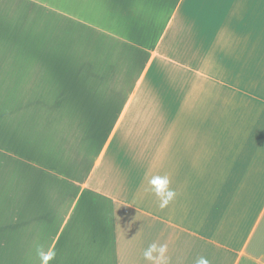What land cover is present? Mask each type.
<instances>
[{
    "label": "crops",
    "instance_id": "crops-1",
    "mask_svg": "<svg viewBox=\"0 0 264 264\" xmlns=\"http://www.w3.org/2000/svg\"><path fill=\"white\" fill-rule=\"evenodd\" d=\"M2 157L0 264H264V0H0Z\"/></svg>",
    "mask_w": 264,
    "mask_h": 264
},
{
    "label": "clouds",
    "instance_id": "clouds-1",
    "mask_svg": "<svg viewBox=\"0 0 264 264\" xmlns=\"http://www.w3.org/2000/svg\"><path fill=\"white\" fill-rule=\"evenodd\" d=\"M151 190L160 201V207H166L176 197L177 193L174 189L169 187L170 180L167 176H153L149 180ZM167 245L165 244H150L143 252V258L147 261L153 262L159 261L160 264H167ZM37 255L40 258L41 264H49V261L53 260L56 256V252L53 248H49L47 251L40 246L37 247ZM196 264H210V261L201 256Z\"/></svg>",
    "mask_w": 264,
    "mask_h": 264
},
{
    "label": "rangeland",
    "instance_id": "rangeland-1",
    "mask_svg": "<svg viewBox=\"0 0 264 264\" xmlns=\"http://www.w3.org/2000/svg\"><path fill=\"white\" fill-rule=\"evenodd\" d=\"M2 160L4 162L2 163L1 170H0V189H7L8 188V174H9L10 168H9L7 157L6 158L2 157Z\"/></svg>",
    "mask_w": 264,
    "mask_h": 264
}]
</instances>
